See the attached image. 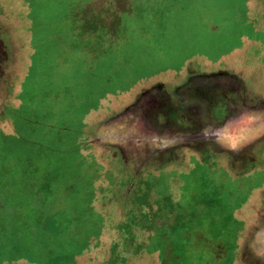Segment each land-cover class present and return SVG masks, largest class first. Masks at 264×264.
Instances as JSON below:
<instances>
[{"label": "rangeland", "instance_id": "374dc122", "mask_svg": "<svg viewBox=\"0 0 264 264\" xmlns=\"http://www.w3.org/2000/svg\"><path fill=\"white\" fill-rule=\"evenodd\" d=\"M1 35L0 264H264V0H0Z\"/></svg>", "mask_w": 264, "mask_h": 264}, {"label": "trees", "instance_id": "16d2710c", "mask_svg": "<svg viewBox=\"0 0 264 264\" xmlns=\"http://www.w3.org/2000/svg\"><path fill=\"white\" fill-rule=\"evenodd\" d=\"M101 1V0H100ZM81 3V1H78V4H80ZM99 4L100 5V2H95L94 1V3H93V5H95V4ZM83 6H90V4H86L85 2H84V4H83ZM101 35H103L104 36V34L103 33H101ZM96 38H98V37H100V38H102L103 36H99V35H94ZM1 37H2V35L0 36V40H2L1 39ZM0 43L4 46V44H5V42L3 43L2 41H0ZM5 48V47H4ZM218 256V254L215 256V257H217ZM258 264H260V263H258Z\"/></svg>", "mask_w": 264, "mask_h": 264}, {"label": "flooded vegetation", "instance_id": "af4514ba", "mask_svg": "<svg viewBox=\"0 0 264 264\" xmlns=\"http://www.w3.org/2000/svg\"><path fill=\"white\" fill-rule=\"evenodd\" d=\"M0 41H3V40H0ZM3 46V45H2ZM4 47V46H3Z\"/></svg>", "mask_w": 264, "mask_h": 264}]
</instances>
